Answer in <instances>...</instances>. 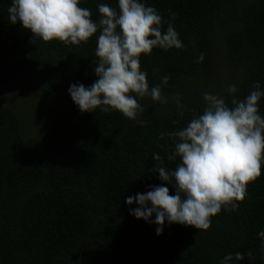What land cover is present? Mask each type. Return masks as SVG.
Instances as JSON below:
<instances>
[{
    "label": "trees",
    "instance_id": "trees-1",
    "mask_svg": "<svg viewBox=\"0 0 264 264\" xmlns=\"http://www.w3.org/2000/svg\"><path fill=\"white\" fill-rule=\"evenodd\" d=\"M0 0V81L32 91L36 131L23 134L20 110L0 98V264H220L226 254L252 255L231 264H264V164L247 185L238 208L222 206L211 226L169 225L156 235L155 224L129 213L127 196L164 184L151 170L159 153L167 160L172 139L161 133L180 130L203 113L205 101L191 98L178 114L150 96L138 97L144 111L135 120L116 110L81 112L72 101V83L90 86L99 29L87 42H44L17 22ZM98 3L118 9V0H81L98 21ZM162 16V32L172 23L184 47L154 48L141 54L149 86L161 94L185 93L187 85L213 76L216 57L239 72L238 91L226 88L229 107L243 100L259 81L264 89V0H146ZM174 14V16H173ZM200 53L204 60L197 63ZM158 69V71H154ZM167 75V84L162 77ZM234 82V83H235ZM221 90H223L220 87ZM264 117V97L258 101ZM139 121H143L141 124ZM153 215V219H154Z\"/></svg>",
    "mask_w": 264,
    "mask_h": 264
},
{
    "label": "clouds",
    "instance_id": "clouds-1",
    "mask_svg": "<svg viewBox=\"0 0 264 264\" xmlns=\"http://www.w3.org/2000/svg\"><path fill=\"white\" fill-rule=\"evenodd\" d=\"M81 0H12L7 8L10 23L22 27L44 42L58 40L64 44L87 42L99 29L94 67L97 79L90 85L72 83L68 93L81 112L116 110L135 120L144 111L138 97L150 96L166 102L161 86H149L147 72L141 69V54L148 55L154 48L168 50L184 47L172 23L162 32V16L146 0H118V9L98 3L100 19L93 21L89 9L79 6ZM174 16V14H173ZM204 60L200 53L197 63ZM158 71V69H154ZM169 77H162L167 84ZM243 100H232L229 107L222 96L205 92L203 113L193 117L180 130L161 133L172 139L167 149V160L180 162L174 169L165 165L159 153L152 168L158 179L171 184L173 195L164 184L150 185V190L127 196L129 213L137 219L155 224L156 235H161L165 222L207 230L211 219L222 206L238 208L237 201L247 195V185L261 176L264 164V117L259 114L258 101L264 97L259 81ZM230 93L238 91L235 84ZM177 109L183 116L182 97L177 94ZM143 124V121H139ZM154 215V219H153ZM264 246V230L257 234ZM247 253L226 254L220 264H231L233 256L242 261Z\"/></svg>",
    "mask_w": 264,
    "mask_h": 264
},
{
    "label": "rangeland",
    "instance_id": "rangeland-1",
    "mask_svg": "<svg viewBox=\"0 0 264 264\" xmlns=\"http://www.w3.org/2000/svg\"><path fill=\"white\" fill-rule=\"evenodd\" d=\"M238 76L239 72L232 68L231 64L224 59L222 54H219L216 57V65L212 77L198 83L187 85L184 88L187 90L185 93L176 91L173 94H162L166 102L156 101L167 108H174L177 106V94L182 97L183 105L188 104L189 100L193 97L204 100L203 95L205 92L220 96L230 84H237L235 81L238 79ZM6 96L14 101L15 104H18V110L21 111L20 117L23 134L27 137L32 136L37 128L36 123L32 119V106L34 104L32 91L24 87L19 88L0 81V98L5 99Z\"/></svg>",
    "mask_w": 264,
    "mask_h": 264
}]
</instances>
